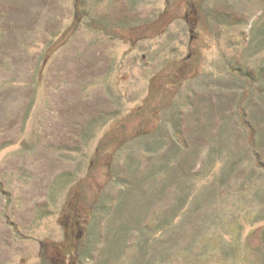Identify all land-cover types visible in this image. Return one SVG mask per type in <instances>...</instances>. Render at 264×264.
I'll use <instances>...</instances> for the list:
<instances>
[{
  "label": "rangeland",
  "instance_id": "rangeland-1",
  "mask_svg": "<svg viewBox=\"0 0 264 264\" xmlns=\"http://www.w3.org/2000/svg\"><path fill=\"white\" fill-rule=\"evenodd\" d=\"M70 243V264H264V0H0V264Z\"/></svg>",
  "mask_w": 264,
  "mask_h": 264
},
{
  "label": "trees",
  "instance_id": "trees-1",
  "mask_svg": "<svg viewBox=\"0 0 264 264\" xmlns=\"http://www.w3.org/2000/svg\"><path fill=\"white\" fill-rule=\"evenodd\" d=\"M79 11V10H78ZM100 122H102V120L101 121H99V120H91L90 122L88 121V123H86V125L84 126V128H83V130H82V139H85V141H88V140H90L91 138V136H90V133L93 131V133L96 131V128L97 127H99V124H100ZM90 136V137H89ZM144 137V136H143ZM148 137H150V140L149 139H147V138H145V139H143V140H141L140 138L139 139H137L138 137H136L135 139H137V143L138 144H140V143H146L145 144V149L148 151V152H156V151H158V150H160V149H162V143L161 142H159V141H154V140H152V136H151V134H149L148 135ZM88 139V140H87ZM183 152L185 151V148H183V150H182ZM172 152H174V153H176L175 151H173V150H171V149H169V151L164 155V157H165V159L167 160V165L165 164V166L167 167L168 166V164H171V162H172V160L173 159H176L177 157H175L173 154H172ZM177 154V153H176ZM152 155H154V154H152ZM132 159L130 158V161H129V164H131V167H132ZM189 163H190V161L189 160H185V165H181L180 163H179V165H177L176 167L174 166V168H172L171 167V170H173L172 171V173H175V174H178V175H181V174H183V175H185V174H190V173H192L193 172V170L195 169L194 167H192V164H190L189 165ZM189 165V166H188ZM169 167V166H168ZM170 168V167H169ZM182 171H183V173H182ZM166 172L168 173V171L166 170ZM171 173V175H173ZM148 176H150V178H151V174L150 175H148ZM115 178H117L118 179V177H116L115 176ZM116 180V179H115ZM60 181V180H59ZM125 181H127V180H125ZM116 183H118V181L116 180L115 181ZM142 182V181H141ZM119 183H121V182H119ZM126 183V182H125ZM139 187H140V185H139ZM127 191V190H126ZM129 191H131V190H129ZM133 192H137V193H140L141 191H140V189H138V186H136V190H132ZM131 194H132V192H131ZM123 207H124V205H123ZM129 208V207H128ZM93 218V217H92ZM93 219H96V218H93ZM130 220H128V222H126L125 223V225H123V227L121 228V229H123V231H126V232H128V233H132V231H133V226H131V224H132V222H129ZM98 223V222H97ZM122 232V230H120V232L119 233H121ZM116 234H117V238H118V233L116 232ZM86 235V231L85 230H82V228H80V227H78V226H75L74 228H73V232H72V236H73V240H75V242L77 243V242H80L81 241V239L83 238V236H85ZM118 241V240H117ZM116 241V242H117ZM75 244H72L71 245V243H70V245H69V247H66V248H63L62 249V251H63V263H65V264H70V262H71V258H72V260L74 259V256L76 255V253H75V250H76V246H74ZM65 257V258H64ZM85 257H92L91 256V254H87ZM84 257V258H85ZM154 259V258H153Z\"/></svg>",
  "mask_w": 264,
  "mask_h": 264
}]
</instances>
